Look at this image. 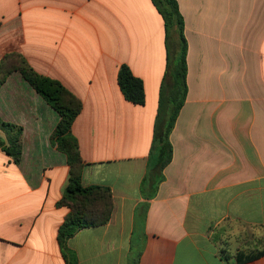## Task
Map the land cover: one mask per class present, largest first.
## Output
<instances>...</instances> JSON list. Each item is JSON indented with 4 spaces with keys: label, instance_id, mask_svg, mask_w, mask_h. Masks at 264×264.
<instances>
[{
    "label": "crops",
    "instance_id": "obj_1",
    "mask_svg": "<svg viewBox=\"0 0 264 264\" xmlns=\"http://www.w3.org/2000/svg\"><path fill=\"white\" fill-rule=\"evenodd\" d=\"M177 1L189 91L161 170L167 48L153 1L0 0V60L20 53L82 100L72 127L82 182L113 194L111 221L67 242L79 264H238L239 251H256L243 239L264 227V0ZM122 65L142 79L144 105L125 99ZM0 120L22 128L19 164L0 148V264H67L58 233L69 209L58 202L69 165L52 140L61 117L14 71Z\"/></svg>",
    "mask_w": 264,
    "mask_h": 264
},
{
    "label": "trees",
    "instance_id": "obj_2",
    "mask_svg": "<svg viewBox=\"0 0 264 264\" xmlns=\"http://www.w3.org/2000/svg\"><path fill=\"white\" fill-rule=\"evenodd\" d=\"M165 22L167 68L163 78L158 113L154 126L153 149L161 156L163 170L172 160L173 146L170 135L187 99L188 87V41L185 36V20L177 0H152ZM175 59L177 62L175 63ZM14 71L20 72L35 90L59 113L61 120L52 140L66 154L69 165L68 184L59 206L69 209L59 228L58 241L67 264H79L77 255L67 246L68 240L83 228L108 224L113 216L114 201L110 187L85 186L82 173L85 162L81 156L79 141L72 132L73 124L83 109L82 100L60 81L38 73L20 53H9L0 60V87ZM118 84L129 102L145 104V88L142 79L136 77L129 66L122 65ZM6 137L2 136V133ZM0 148L19 164L22 156V128L0 120ZM226 250L220 252L227 260ZM264 255L263 250L245 253L239 251L236 262L242 264Z\"/></svg>",
    "mask_w": 264,
    "mask_h": 264
},
{
    "label": "rangeland",
    "instance_id": "obj_3",
    "mask_svg": "<svg viewBox=\"0 0 264 264\" xmlns=\"http://www.w3.org/2000/svg\"><path fill=\"white\" fill-rule=\"evenodd\" d=\"M175 60H176L175 61V63H176L177 59H175ZM66 216L64 217L63 220H65ZM62 222H64V221H62ZM221 238H222V236H221ZM225 239H228V238H225ZM243 240H248L246 243V246H248L250 249H254V250L264 249V227L260 228L258 230H250L248 236L246 238H244ZM227 247L225 246V248L228 249V251H229L230 249Z\"/></svg>",
    "mask_w": 264,
    "mask_h": 264
}]
</instances>
